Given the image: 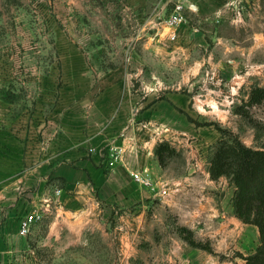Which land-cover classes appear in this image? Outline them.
<instances>
[{
	"label": "rangeland",
	"instance_id": "374dc122",
	"mask_svg": "<svg viewBox=\"0 0 264 264\" xmlns=\"http://www.w3.org/2000/svg\"><path fill=\"white\" fill-rule=\"evenodd\" d=\"M176 1L0 0V138L6 150L18 140L22 171L83 117L121 135L141 127L169 189L131 203L97 194L95 204L72 203L67 221L52 208L6 264H243L240 253L259 245L256 225L224 234L219 218L192 209L206 193L232 200L235 191L208 171L217 127L264 145V0H230L215 13L186 2L171 39L164 19ZM165 143L175 150L160 160Z\"/></svg>",
	"mask_w": 264,
	"mask_h": 264
},
{
	"label": "crops",
	"instance_id": "0c3cea01",
	"mask_svg": "<svg viewBox=\"0 0 264 264\" xmlns=\"http://www.w3.org/2000/svg\"><path fill=\"white\" fill-rule=\"evenodd\" d=\"M228 1L187 0V4L194 10L215 13ZM71 125L75 131L62 134L60 148H54L58 151H52L49 158L28 164L24 172L18 140L15 143L12 138V145L6 150L5 138H0V264H6L10 253L18 247L20 221L32 209L42 211L45 216L54 208L52 212L61 217V221H67L72 203L88 201L95 204L97 194L107 202L126 200L130 203L160 195L159 186L149 189L136 182L132 176L134 170L149 174L158 184H167L158 174L160 165L152 156V146L146 142L145 131L138 125L132 124L124 135H121L124 127L103 131L99 121L93 120L86 125L83 117L71 121ZM114 143L126 149V156L123 162L109 166L107 152ZM102 150L106 152L102 153ZM54 177L59 179L50 181ZM201 197L204 201L192 209L193 213L219 218L218 230L224 234L232 223L238 235L243 232L244 222L236 216L231 198L229 202L226 195L218 197L214 192ZM55 200L57 203H52ZM78 214L84 217L85 211L82 209Z\"/></svg>",
	"mask_w": 264,
	"mask_h": 264
},
{
	"label": "trees",
	"instance_id": "16d2710c",
	"mask_svg": "<svg viewBox=\"0 0 264 264\" xmlns=\"http://www.w3.org/2000/svg\"><path fill=\"white\" fill-rule=\"evenodd\" d=\"M260 90L264 95V88ZM189 120L194 121L192 117ZM217 128L222 135L209 159L208 171L212 179H230L235 186L232 204L236 216L259 229L260 243L256 250L247 255L240 253L245 259L243 264H264V145L249 146L237 134L223 127ZM174 150L165 143L157 147L156 154L163 160L167 151ZM182 230L187 229L182 227ZM184 237L193 246L214 253L209 242L196 241L191 234Z\"/></svg>",
	"mask_w": 264,
	"mask_h": 264
},
{
	"label": "built area",
	"instance_id": "2783aa9c",
	"mask_svg": "<svg viewBox=\"0 0 264 264\" xmlns=\"http://www.w3.org/2000/svg\"><path fill=\"white\" fill-rule=\"evenodd\" d=\"M186 2L187 0H177L172 11L164 19L165 25L170 28L169 37L171 39L177 38V29L185 21L184 10ZM229 3H232V1ZM107 153L108 165L114 166L115 164L124 161L126 156V149L123 146L114 143L110 146ZM132 176L136 182L146 188L155 189L157 188L156 186H158L156 185V182L152 179V177L149 174L144 173L143 171L134 170L132 171ZM168 190L169 189L165 185H160L159 193L161 195H165L169 193ZM57 193H59V190H57ZM42 218V211L38 209H32L21 219L19 233L21 235H27L30 232L32 226Z\"/></svg>",
	"mask_w": 264,
	"mask_h": 264
}]
</instances>
